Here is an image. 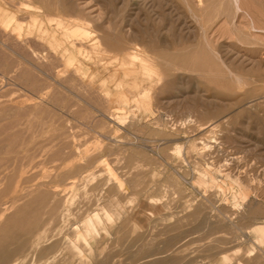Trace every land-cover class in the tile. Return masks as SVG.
<instances>
[{
  "label": "rangeland",
  "instance_id": "374dc122",
  "mask_svg": "<svg viewBox=\"0 0 264 264\" xmlns=\"http://www.w3.org/2000/svg\"><path fill=\"white\" fill-rule=\"evenodd\" d=\"M149 1L0 0V264H264V0Z\"/></svg>",
  "mask_w": 264,
  "mask_h": 264
},
{
  "label": "bare ground",
  "instance_id": "6f19581e",
  "mask_svg": "<svg viewBox=\"0 0 264 264\" xmlns=\"http://www.w3.org/2000/svg\"><path fill=\"white\" fill-rule=\"evenodd\" d=\"M6 2H7V1H6ZM137 2H138V1H137ZM140 2H141V1H140ZM149 2H152V0L149 1ZM141 3H142V2H141ZM144 3H145V2H144ZM144 3H143V4H144ZM125 4H126V3H125ZM148 4H149V3H148ZM152 5H153V4L151 3V6H152ZM120 6H121V5H120ZM146 6H147V5H146ZM137 7H138V6H137ZM140 14H141V13H140ZM134 15H135V14H134ZM109 16H110V15H109ZM143 17H144V16H143ZM135 18H136V17H135ZM133 19H134V17H133ZM133 19H132V20H133ZM137 20H138V19H137ZM115 21H116V20H115ZM134 21H136V20L134 19ZM129 24H130V23H129ZM128 28H129V27H128ZM72 31H73V30H72ZM129 31H130V30H129ZM73 33H74V32H73ZM73 33H70V35H72ZM75 33H76V32H75ZM68 34H69V33H68ZM70 35H69V36H70ZM54 37H55V36H54ZM90 38H91V37H90ZM16 39H17V38H16ZM16 39H15V40H16ZM79 39H80V38H79ZM96 42H97V41H96ZM94 43H95V42H94ZM31 53H32V52H31ZM47 205H48V204H47ZM101 224H102V223H101ZM68 246H69V245H68ZM74 247H75V246H74ZM75 248H76V247H75Z\"/></svg>",
  "mask_w": 264,
  "mask_h": 264
}]
</instances>
